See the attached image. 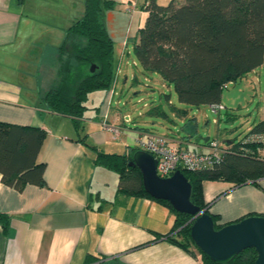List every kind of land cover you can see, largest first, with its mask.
Here are the masks:
<instances>
[{"label": "crops", "instance_id": "1", "mask_svg": "<svg viewBox=\"0 0 264 264\" xmlns=\"http://www.w3.org/2000/svg\"><path fill=\"white\" fill-rule=\"evenodd\" d=\"M103 1L116 4L104 17L114 49L126 47L146 19L142 7L147 0ZM171 1L155 0L162 7ZM76 11L74 0H0V122L46 133L36 161L44 165L42 186L28 184L19 191L4 185L0 176V264H201L198 255L165 238L175 222L166 206L124 194L119 176L95 164L89 147L114 154L137 147L134 129L127 126L131 121L109 108L120 62L113 89L94 92L101 94L96 96L99 103L107 101L96 109L95 104L89 106L94 93L89 95V114L85 112L80 131L70 118L51 113L42 103L56 82L67 29L83 16V10ZM259 68L264 70V62ZM127 80L125 76L124 83ZM133 81L137 82L135 76ZM257 117L252 128L264 119V106ZM103 122L130 133L114 138L102 128ZM170 138L190 151L206 147L194 143L198 136L189 128ZM260 153L264 155L263 147ZM255 182L203 183L204 201L212 202L209 213L219 218L217 225L264 213V178ZM89 256L94 260L86 263Z\"/></svg>", "mask_w": 264, "mask_h": 264}, {"label": "trees", "instance_id": "2", "mask_svg": "<svg viewBox=\"0 0 264 264\" xmlns=\"http://www.w3.org/2000/svg\"><path fill=\"white\" fill-rule=\"evenodd\" d=\"M175 1L162 7L155 0H147L142 7L146 19L128 41L144 72L173 86L180 103L194 108L219 105L228 84L236 83L264 62V0H183L180 6ZM84 5L83 16L67 29L59 49L56 82L42 97L51 113L70 118L77 131L86 119L89 95L107 93L115 76L114 46L105 28L104 11L116 4L84 0ZM92 65L95 69L91 73ZM253 135H264V119L243 139L226 143L221 162L212 170H180L191 185L193 205L210 214L212 202L206 203L203 197L206 181L241 186L264 178L263 143L250 140ZM45 136L41 128L0 122V176L4 185L20 191L28 184H44V165L36 161ZM80 140L84 142V138ZM89 148L95 153L96 165L119 176L121 192L161 203L174 214L173 229L165 236L170 243L198 255L201 264H217L194 246L190 238L192 216L180 214L167 202L154 200L144 192L140 171L130 166L139 147L123 154ZM210 215L215 229H219V218ZM255 257L254 250L248 249L226 264H253ZM93 260L89 256L86 263Z\"/></svg>", "mask_w": 264, "mask_h": 264}, {"label": "rangeland", "instance_id": "3", "mask_svg": "<svg viewBox=\"0 0 264 264\" xmlns=\"http://www.w3.org/2000/svg\"><path fill=\"white\" fill-rule=\"evenodd\" d=\"M74 3L79 9L76 13L84 11V0H74ZM180 5L182 2L177 3V6ZM106 11L109 10L104 11V17ZM114 53V68L120 62V74L109 108L131 121L127 126L134 129V132L131 130L133 145H136L140 132L170 137L188 128L195 130L198 137L209 138L222 145L225 141L242 139L252 129L251 123L259 119L257 111L264 106V70L261 68L256 69L255 74L249 73L236 83L228 84L223 89L219 105H216L219 108L217 111L208 105L194 108L180 103L173 86L163 83L155 74L144 72L131 42L128 41L126 47H116ZM125 76L128 80L124 83ZM96 96L101 97V94H92L89 106L95 104L100 108L107 100L99 103ZM128 133L130 130L124 128L121 134Z\"/></svg>", "mask_w": 264, "mask_h": 264}, {"label": "water", "instance_id": "4", "mask_svg": "<svg viewBox=\"0 0 264 264\" xmlns=\"http://www.w3.org/2000/svg\"><path fill=\"white\" fill-rule=\"evenodd\" d=\"M95 66L92 65V73ZM209 138L198 137L194 143H207ZM156 159L136 151L130 166L141 173L144 192L157 201L167 202L174 211L192 216L190 238L199 252L210 261L226 264L245 250H254L253 264H264V217L249 216L238 222L215 229L210 214L191 203V185L181 171L161 179L156 174Z\"/></svg>", "mask_w": 264, "mask_h": 264}, {"label": "built area", "instance_id": "5", "mask_svg": "<svg viewBox=\"0 0 264 264\" xmlns=\"http://www.w3.org/2000/svg\"><path fill=\"white\" fill-rule=\"evenodd\" d=\"M214 110H219L216 106H211ZM127 122L130 120L128 118ZM102 128L113 134L114 138H118L122 133V129L113 128L102 123ZM250 140H257L263 143L264 135H253ZM136 146L141 151L152 155L157 162L156 174L159 178H169L176 171L185 172H202L212 170L217 166L224 154V148L216 141H211L201 151H190L179 147L168 136H160L150 132H140L136 139Z\"/></svg>", "mask_w": 264, "mask_h": 264}]
</instances>
